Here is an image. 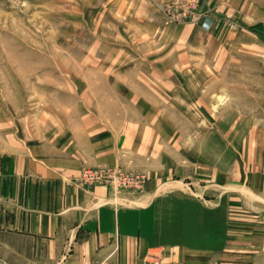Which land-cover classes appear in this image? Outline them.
I'll return each mask as SVG.
<instances>
[{
	"label": "crops",
	"instance_id": "obj_1",
	"mask_svg": "<svg viewBox=\"0 0 264 264\" xmlns=\"http://www.w3.org/2000/svg\"><path fill=\"white\" fill-rule=\"evenodd\" d=\"M167 1L90 0L108 39L78 60L68 99L43 121L0 97L1 262L144 264L160 252L164 263L210 264L205 252L227 245L230 204L235 263L264 264V90L245 75L261 73L264 44L241 42L245 23L259 36L264 0H203L210 29L167 26L158 5ZM246 54L253 64L239 60ZM105 165L178 178L147 208L118 209L110 187L79 180Z\"/></svg>",
	"mask_w": 264,
	"mask_h": 264
},
{
	"label": "rangeland",
	"instance_id": "obj_2",
	"mask_svg": "<svg viewBox=\"0 0 264 264\" xmlns=\"http://www.w3.org/2000/svg\"><path fill=\"white\" fill-rule=\"evenodd\" d=\"M89 1L0 0V97L2 100L3 97H7L9 110H19L21 113L24 112L25 116L39 113L43 121V118L48 117L49 106L60 105L68 99L63 94L64 85H68L66 81L72 79L70 74L73 75L77 69L78 60L98 55L100 53L98 43L108 39L105 35L106 32L99 33L98 28L94 29L95 24L91 22L90 18L92 8ZM172 2L173 0L158 4L164 23L167 26L189 24L206 29L212 27V23L209 22L211 10L206 8L203 0L188 1L185 4V9L190 8L192 11L205 15L201 21L187 19L184 22H171L167 20L162 6ZM231 24L229 22V25ZM245 25L242 29L240 28L244 32L241 36L242 45L246 47V45L253 44L254 40L258 41L257 39H259V43L264 44L263 24L257 28V31H252L258 34V37H254L249 26ZM102 38H105V40ZM5 50H7V53ZM254 57L252 54H246L244 59L239 57V60L248 62L247 64L251 65L257 59V56ZM259 59L264 62L261 54ZM9 61L13 63L11 64ZM17 61L18 63H16ZM262 67L260 74H257L255 69L245 71L248 82L250 80L256 81L257 88L260 90H264V63ZM234 78L232 77V79ZM247 87H254V84H247ZM247 103L252 107L259 104L251 100H248ZM260 119H264V117ZM258 150H261V148ZM188 153L190 157L195 154L192 148H189ZM261 153H264V149L259 151L257 156L259 157ZM179 156L181 155L178 152L171 155L174 160H177ZM258 167L261 168V166ZM109 171L115 172L116 177L121 175L120 184L123 186H120L119 189L115 186V180L107 177ZM164 175L163 173L160 177H156L151 170L147 171L135 166L105 165V167L84 168L79 180L82 184L90 187L97 185L110 187L112 193L111 205L114 208L135 209L137 207L145 209L149 206L151 201L149 198L152 195H155L153 198L165 196L166 189L171 186V184L165 185L167 181L178 178L174 173L172 175L169 173L167 177ZM189 176L190 178L187 179L186 184L194 188V183L198 181V177L194 173ZM137 177L144 178L145 182L142 186L139 182L132 183ZM206 180L208 181V178ZM152 182L160 184L158 190L153 192L154 194L149 189V184ZM207 193L208 197L203 198L204 200H209L212 195L210 191ZM193 197L196 200L202 198L198 193L193 194ZM228 205L230 206L228 214L224 216L227 245L222 250L211 249L212 251L205 252L208 253L205 257L210 264H236L234 261L235 256L242 255L240 251L239 254L236 253V248L233 245V222L235 220L232 217L235 215H232L231 205ZM243 250L246 252L243 253V256L245 254L250 256L248 254L251 253L250 248L246 247ZM156 253L160 259L162 256L160 252ZM222 256H226V261L221 259L222 263H220L218 260ZM185 261L184 257V259L179 260V263L187 264ZM161 262L163 264L168 263ZM259 263L263 264V261ZM0 264L14 263L0 261Z\"/></svg>",
	"mask_w": 264,
	"mask_h": 264
},
{
	"label": "built area",
	"instance_id": "obj_3",
	"mask_svg": "<svg viewBox=\"0 0 264 264\" xmlns=\"http://www.w3.org/2000/svg\"><path fill=\"white\" fill-rule=\"evenodd\" d=\"M188 1H195V0H187V1H182V0H173L172 3H167V4H163L162 9L165 15V18H167V20H170L171 22H184L187 19H193L195 21H201L202 18L205 17V15H201L199 14L197 11H192L190 10V8L185 9V4ZM197 9V7H196ZM93 177H96L95 175H92ZM107 177L109 179H114L116 182V188H120V186H123L122 184H120V177L121 175H117V177L115 176V172L113 171H109ZM101 178V177H100ZM134 182H139L140 186H142V184H144L145 180L144 178H139L137 177L136 179H134ZM144 264H163L161 262V260L159 259L158 256L156 255H152L147 258V260H145Z\"/></svg>",
	"mask_w": 264,
	"mask_h": 264
},
{
	"label": "bare ground",
	"instance_id": "obj_4",
	"mask_svg": "<svg viewBox=\"0 0 264 264\" xmlns=\"http://www.w3.org/2000/svg\"><path fill=\"white\" fill-rule=\"evenodd\" d=\"M6 17H7V16H6ZM3 49H4V48H3ZM6 51H7V50H5V52H6ZM6 53H7V52H6ZM8 53H9V52H8ZM10 53H11V52H10ZM11 54H12V53H11ZM9 57H10V56H9ZM7 58H8V57H7ZM10 59H11V58H10ZM10 59H9V60H10ZM14 60H15V59H14ZM9 62H10V61H9ZM10 63L12 64L13 62H10ZM16 63H18V61H17ZM14 65H15V64H14ZM12 68H13V66H12ZM183 70H184V69H183ZM222 98H223V97H220V100H221V101L223 100ZM225 98H226V97H225ZM227 98H228V97H227ZM221 101H220V102H221ZM167 103H168V102H167ZM221 104H222V103H221ZM220 106H221V105H220ZM175 107H176V106H175ZM192 109H193V108H192ZM190 111H191V110H190ZM178 118H179V117H178ZM179 120H180V119H179ZM190 120H191V119H190ZM190 120H189V121H190ZM193 167H194V166H193Z\"/></svg>",
	"mask_w": 264,
	"mask_h": 264
}]
</instances>
